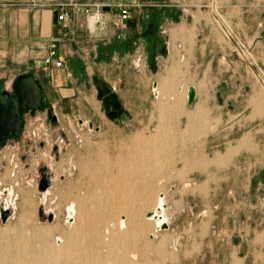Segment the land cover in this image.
I'll use <instances>...</instances> for the list:
<instances>
[{
	"label": "crops",
	"instance_id": "1",
	"mask_svg": "<svg viewBox=\"0 0 264 264\" xmlns=\"http://www.w3.org/2000/svg\"><path fill=\"white\" fill-rule=\"evenodd\" d=\"M109 1L0 0V82L11 86L19 75L33 73L48 102L54 110L60 108L63 118L75 112L80 124L93 127L100 138H111L113 134L132 136L146 130L152 122L150 115H160L153 101L184 89L181 83L187 78L200 73L213 80L221 76L222 81L224 76L227 80L221 85V105L239 109L234 115L232 111L227 113L228 123L233 116L238 117L232 118L229 134L245 124L248 130L238 133L226 160L228 165L221 168L227 177L223 175L217 183L208 180V193L200 198L206 202L202 213L208 212L202 222L210 227L205 236H200L196 228L194 237L180 249L181 237L175 236L167 216L169 209L177 210L165 203L164 220L169 229L160 231L167 234V241L172 240L152 247L157 258L133 259L132 244L116 243L110 249L119 245L125 250L122 257L100 258L99 264H158V260L161 264H264V157L259 158L254 149L262 136L261 118H250L264 91L260 68L264 67V1L216 0L217 11L226 16L227 22L213 9L204 10L210 0H140V7L131 9V18L124 25L116 18L117 10L106 8L103 23L93 33L86 28L84 15L58 20L62 7L69 3ZM150 25L152 34L146 30ZM230 26L247 43L252 60L239 64L232 61L236 47L225 34ZM158 49L163 55L162 69L151 67L150 72L147 55ZM52 53L54 60L63 61L62 67L45 66L44 59ZM245 89L249 94L243 99L241 91ZM129 153L133 151L127 150ZM120 159L113 164H131L132 168L139 164L143 170L147 163L132 157ZM111 174L112 170L107 176L96 170L93 176L105 180ZM101 199L111 200L104 197L98 201ZM93 261L95 264L96 259Z\"/></svg>",
	"mask_w": 264,
	"mask_h": 264
},
{
	"label": "rangeland",
	"instance_id": "2",
	"mask_svg": "<svg viewBox=\"0 0 264 264\" xmlns=\"http://www.w3.org/2000/svg\"><path fill=\"white\" fill-rule=\"evenodd\" d=\"M204 10L207 11L209 8L205 7ZM221 17L227 22L226 16L221 15ZM233 29L230 26L228 31L229 39L236 47V52L231 57L232 61L239 64L240 61L252 60L253 55L247 43L240 39L237 30ZM164 48H167L166 45ZM162 56L160 49L154 54L147 55L150 72L152 66L157 70L162 69L160 63ZM260 68L261 82L264 84V67L260 66ZM224 80L227 79L223 76L222 81ZM222 81L221 76L219 80H213L211 76L207 77L200 73L196 77L187 78L181 86H184V89L189 86L198 88L195 103L185 106L187 102L183 96L184 89L170 91L167 95L162 94L159 99L153 101L154 109L160 115H150L152 122L150 121L149 127L132 133V136L114 137L113 134L111 138H100L94 133L93 127L90 128V125L85 123L80 124L78 119H75V112H70L63 118L60 108L57 107L54 110L49 102L48 107L34 114L31 112L25 114V124L21 135L18 138L9 139L3 146L0 145V210L5 208L11 213L5 223H2L0 219V252L2 245L6 243L12 245L17 236L22 235L24 239H31L32 231L37 228L59 229L48 239L50 245L53 243L51 238L59 239L60 230L69 232L68 207L76 205L78 198L81 199L80 202L88 196L90 198L95 187L91 176L96 174V170H100L103 175L110 174L111 170L112 174L116 175L117 172L113 169H120L119 171L123 172L120 187L117 186L118 190L114 182L107 184L112 191L115 188L114 193L117 194H113L115 203L119 207L122 205L123 208L117 209L115 219L103 221L100 232L94 236L95 238L93 237L94 241L96 240L97 249H94L93 245L75 248L78 254L72 249L63 256H59L63 258L54 260L48 255L50 259H47L48 264L56 260L57 262L53 264H83L84 259L88 262L91 257L93 260L96 259L95 264L100 263V258L119 259L125 253V250L119 249V245L124 243L133 245L131 251L133 259L143 256L157 258L153 253L155 250H151L152 247L155 248L157 243L164 245V242L172 240L167 241V234L154 229L152 221L146 218V215L152 212L155 199L160 193L164 195L163 199L165 197L164 203H167V206L174 205L175 210L178 211L177 214V211L169 209L167 216L170 226L176 230L175 236L181 237L180 249L184 247V244H188V238L194 237L196 228L200 236H205L210 227L208 223L202 222L208 217V212L202 213L206 202L201 201L200 198L208 193V180L217 183L223 175L227 177L226 172L223 173L221 168L228 165L226 160L228 155L232 154L230 151L234 150L232 147L237 142L238 133L248 130V124H245L240 131L235 128L229 134L228 126H231L232 118H236L237 115L233 116L228 123L227 113L232 111L234 115L239 109L221 105L220 94L223 92L221 85L224 84ZM1 89L10 91L11 86H6L4 83ZM241 94L244 99L249 91L242 90ZM257 100L258 103L254 110H251L250 118L254 116L261 118L260 144L256 143L254 146V149L258 151L257 156L261 158L264 157V91ZM153 106H150V112ZM50 109L51 114L56 118V123L50 121L48 115ZM94 124L97 126L96 123ZM181 131L183 134H176ZM127 150L133 153L127 154ZM131 157L135 161L147 160L146 167L140 170L137 164L133 168L125 165L117 168L113 164L116 158L131 160ZM99 161H101L100 165ZM43 168H47L51 183L45 191H40L38 187ZM133 173L135 176H132ZM106 193L111 194L108 191ZM175 195L185 200H176ZM123 199L124 202H121ZM145 199L147 200L144 201ZM88 200L85 201L89 203ZM99 201L104 205L98 208L90 206L91 214L96 215L95 211H98V215L107 213L108 207L112 205L111 200ZM99 211L102 212L99 213ZM50 214L52 221L48 220ZM133 214L136 215L134 220L131 218ZM262 217L264 218L263 215ZM119 219H123L128 228L122 229L124 231L115 228L105 233L108 225ZM132 220L136 221V225L138 223V230L140 228L141 231H133ZM116 243L119 245L110 249V245L113 244L112 247H114ZM34 245L38 249L39 243ZM146 245L149 250H146ZM54 251L56 250L52 252ZM79 254L82 256L81 262L76 260ZM93 260L86 264H94ZM157 263L161 264L160 260Z\"/></svg>",
	"mask_w": 264,
	"mask_h": 264
},
{
	"label": "bare ground",
	"instance_id": "3",
	"mask_svg": "<svg viewBox=\"0 0 264 264\" xmlns=\"http://www.w3.org/2000/svg\"><path fill=\"white\" fill-rule=\"evenodd\" d=\"M210 1H209V3H210ZM216 4H217V2L215 0H213L211 3V6H212L211 9L216 11V13L218 14V17L220 19H222L221 15L217 11V8L215 7ZM229 29H228V31H229ZM228 31H225L227 38H229ZM188 90H189V88H187V87L183 90L184 100L186 99V97L188 95ZM154 94L156 95L157 91L154 90ZM120 166H122V165H118L115 167L120 168ZM127 166H128V168L132 167L131 164L126 165V167ZM82 170H84V169H82ZM113 170L116 171L117 174L116 175L111 174L105 180H102L101 178H98V177L93 176V175L91 176L92 180L94 182H96L97 184L95 185L94 191H92L93 194L90 195V198L88 196V198L85 199V200L89 199L88 200L89 203L86 202L85 200L83 202H80L81 199L78 198L76 200V205H70L68 207L67 220L69 221V229H70L69 232H67V230L66 231L60 230L59 231V236H60L59 239L56 240V237L51 238V239H53V243L51 245L49 243L50 241L48 242V239H50V237H52L53 232H55V231L58 232L59 229H57V228H54V229H50V228H48V229H38V228L34 229L32 231V238L28 239V240L21 237L22 235L17 236L15 238L16 239L15 242L12 243V245L9 243L4 244V246L2 245L1 252H0V264H48L49 263L48 260H50V259L54 260L55 258H59V256H63L66 252H68L72 249L75 250V248L76 249H80L83 247L86 248L87 246H92V245L96 244V242H95L96 240L94 241V238H95L94 236H96L98 234V232H100L99 229L104 224L103 221L115 219V212L117 211V209L123 208L122 205H121V207H119L115 203L116 199H114L115 195H113V194H116V193H114L115 188L118 190V187H120L119 186L121 184L120 179L122 180L123 177H120L119 175L122 174L123 172H120L121 171L120 169H113ZM126 171H127V169H126ZM111 181L116 184V185L114 184L116 186V187L114 186L115 188L112 187V188H114V191H112L111 187L109 189V187L107 185L109 182L111 183ZM112 185H113V183H112ZM112 185H110V186H112ZM107 191L110 192L111 194L106 193ZM130 191H131V189H130ZM127 193H129V191ZM132 193H134V192H132ZM162 195L163 194H161V193L158 194L156 199H155V204H154L153 210H152V212H150L152 214V217H147V215H146V218L150 219L152 221V223L154 225V229H156L157 231H159L160 229L162 230L163 224L166 223V221H165L166 220L165 219V217H166L165 203H164V199H163L164 195L163 196ZM104 197H107V198L110 197V199L112 200V201H110V202H112V205H110L108 207L107 213L105 212L103 214L98 215V211H95V212H97L96 215L91 214L92 212L90 210V206L91 207L97 206L96 208H98L99 206H103L104 204L102 202H99L98 199L104 198ZM146 200L147 199H145L144 201H146ZM122 201L124 202V199L121 200V202ZM85 204H86V206H85ZM3 209H5V208H3ZM87 211H89V212H87ZM101 212L102 211H99V213H101ZM135 216L133 214V215H131V218L134 220ZM131 227H132L133 231L137 232L139 225H138V223L136 225V221H133ZM115 228H119L121 230L122 229L126 230V228H128V226L126 225V222L123 219H119L116 222L110 223L108 225V227L105 229V233H106V231L109 233V231L111 229L115 230ZM122 231H124V230H122ZM138 231H141L140 228ZM2 237L5 238L6 236L5 237L2 236ZM92 238H93V240H92ZM31 241H32V243H31ZM34 241L37 244L39 243V246H37L38 249L35 247V245H34L35 243H33ZM7 242H8V240H7ZM159 245H157L158 249H159V247H158ZM160 248H162V247H160ZM53 250H56V251L52 252ZM75 252H76V250H75ZM72 254H74V253H72ZM48 255H50L49 256L50 259H48V257H47ZM51 257H53V258H51ZM78 257L79 258L76 259L77 262H79L82 259L81 254H79ZM60 258H63V257H60ZM91 258L90 259L88 258L89 261L91 260ZM53 262H52V264H53ZM55 262H57V260Z\"/></svg>",
	"mask_w": 264,
	"mask_h": 264
},
{
	"label": "water",
	"instance_id": "4",
	"mask_svg": "<svg viewBox=\"0 0 264 264\" xmlns=\"http://www.w3.org/2000/svg\"><path fill=\"white\" fill-rule=\"evenodd\" d=\"M150 33L153 32V25H150ZM154 69V67H153ZM0 82V145L3 146L9 139H13L21 134L24 127L23 115L27 111L39 110L43 106L48 107L47 96L42 92V86L35 79L33 73L19 75L11 85V90H2ZM153 87H157V83H153ZM197 98V90L194 86H190L187 95V104L193 105ZM51 114V109L49 111ZM56 119V118H55ZM50 175L47 168L41 169V179L39 181V190L45 191L50 186ZM163 196V195H162ZM8 209L0 210V219L5 223L10 216ZM42 215V212L40 213ZM147 217H152L151 213ZM52 221V215L48 217ZM169 225L164 223L162 230H168ZM161 230V229H160Z\"/></svg>",
	"mask_w": 264,
	"mask_h": 264
},
{
	"label": "built area",
	"instance_id": "5",
	"mask_svg": "<svg viewBox=\"0 0 264 264\" xmlns=\"http://www.w3.org/2000/svg\"><path fill=\"white\" fill-rule=\"evenodd\" d=\"M140 0H111L108 3H69L62 7L58 20L63 21L67 18H72L75 15L85 16V25L90 33L96 31V29L103 23L105 18V9L117 10L116 18L122 25L131 18V9L133 7H140ZM207 4V7L211 9V3ZM230 38V37H229ZM45 66L54 65L55 67H62L63 61L60 59L54 60L53 53L44 59Z\"/></svg>",
	"mask_w": 264,
	"mask_h": 264
},
{
	"label": "flooded vegetation",
	"instance_id": "6",
	"mask_svg": "<svg viewBox=\"0 0 264 264\" xmlns=\"http://www.w3.org/2000/svg\"><path fill=\"white\" fill-rule=\"evenodd\" d=\"M150 27H147V33H150L149 31H150ZM152 34V33H151ZM152 67H154V66H152ZM155 68V67H154ZM2 86V85H1ZM155 95V94H154ZM46 106H43L41 109H39V110H42V109H44ZM36 111H38V110H34V111H27V112H25L24 113V115H23V119H24V116H25V114H27V113H32V114H34ZM48 115H49V118H50V121L52 122V123H56V119H55V116L53 115V114H49V112H48ZM24 124H25V119H24ZM23 129H24V127H23ZM22 132H23V130H22ZM21 132V133H22ZM21 134H19L17 137H14V138H18L19 136H20Z\"/></svg>",
	"mask_w": 264,
	"mask_h": 264
}]
</instances>
